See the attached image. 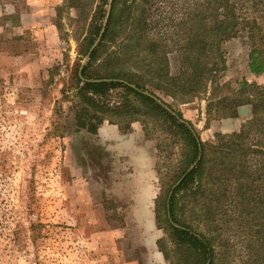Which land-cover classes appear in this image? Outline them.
<instances>
[{
  "label": "rangeland",
  "instance_id": "1",
  "mask_svg": "<svg viewBox=\"0 0 264 264\" xmlns=\"http://www.w3.org/2000/svg\"><path fill=\"white\" fill-rule=\"evenodd\" d=\"M39 1L35 12L31 4L0 0V264H167L156 241L166 238L158 228L164 225L160 206L164 172L181 164L179 145L154 130L162 145L167 144L158 175L156 142L145 136V128H157L159 123L151 116L110 118L122 126L129 121L130 130L135 125L137 144H143V137L152 144L154 168L148 179H141L143 172L135 178L154 183L155 198L146 206L145 200L135 205L129 198L140 194L142 183L137 180L134 189L131 180H124L132 174L125 168L121 172L123 160L114 156V150L76 125L77 46L99 0ZM129 3L135 16V0ZM136 4L139 10L146 9L149 37L166 45L174 75L180 70L178 48L186 40V29L201 22L214 24L218 12L217 1L211 6L205 0H136ZM246 6L264 34V0L257 4L251 0ZM252 45L262 49L264 58V38L251 42L241 31L221 43L226 67L219 74L222 86L216 96L229 93L241 79L264 85V72L252 74L248 69ZM123 56L126 70L135 72V49ZM156 93L184 118L193 117L185 119L204 141H213L218 129H239L247 119L238 126L243 113L219 117L212 105L207 112L210 90L185 96ZM121 99V89H116L108 101Z\"/></svg>",
  "mask_w": 264,
  "mask_h": 264
},
{
  "label": "trees",
  "instance_id": "2",
  "mask_svg": "<svg viewBox=\"0 0 264 264\" xmlns=\"http://www.w3.org/2000/svg\"><path fill=\"white\" fill-rule=\"evenodd\" d=\"M215 1L218 12L214 24L201 22L186 29V40L178 48L180 70L174 75L170 73L166 45L149 37L146 9L139 10L136 0L135 16L127 0L112 1L100 40L82 65L102 28L107 0H99L77 46L73 69L76 125L95 134L104 120L115 124L110 119L113 117L151 116L159 125L145 128V136L156 142L158 175L162 174L160 164L167 158V144L163 146L154 132L168 135L170 143L179 145L181 164L164 172L166 187L160 204L164 225L158 228L166 238L156 241L167 264H264V85L241 79L229 93L215 95L222 86L219 74L226 67L221 43L241 31L251 42L262 40L264 34L256 19L246 12V2L251 0L205 3L211 6ZM252 3L257 4V0ZM211 35L214 38L209 41ZM252 46L248 69L261 74L262 49ZM133 49L135 72L126 70L123 56ZM116 89H121V101H108ZM138 89L159 99L157 90L180 96L210 90L207 112L212 105L216 116L237 117L240 106L250 105L251 115L238 130L217 132L213 141H204L179 110L164 102L176 115L171 114ZM116 124L123 132L130 130L129 121L124 126Z\"/></svg>",
  "mask_w": 264,
  "mask_h": 264
},
{
  "label": "crops",
  "instance_id": "3",
  "mask_svg": "<svg viewBox=\"0 0 264 264\" xmlns=\"http://www.w3.org/2000/svg\"><path fill=\"white\" fill-rule=\"evenodd\" d=\"M25 2L26 4H31L33 6V10L36 12V8L39 4H41V1L39 0H19L20 6H22V3ZM21 12V13H20ZM19 12V16L23 20L22 17H24V13L22 11ZM21 20V21H22ZM245 114L241 115V118L238 119V126L240 125V122L245 120L246 118L250 117L251 109L249 108V105H242L238 108V114ZM238 116V115H237ZM185 118L192 120L193 117H189L185 115ZM245 118V119H243ZM225 129L217 130L221 132H232L238 130V127H224ZM135 125H131V130L127 133L122 132L119 127L115 124H111L109 122H103L99 125L97 128L96 133L94 136L96 137V141L101 143L102 145L108 146L107 149L114 150L115 152L114 156L121 158L123 160V168L129 170V172L132 174V178L124 179V180H131L132 187L135 189V182L139 179L135 178V174H139L143 172L144 174L141 179L149 178V173L152 172V169L154 168V155L153 152L150 155L149 153V147L152 146L151 141L143 137V144L139 145L136 143L135 136H138V132L135 131ZM154 148V146H153ZM155 149V148H154ZM155 151V150H154ZM147 173V175H146ZM136 179V180H135ZM142 183L141 181H139ZM140 194L135 195V192L133 195H131V198H128L130 200H133L135 202V205H138V203H141V200H145L143 204H148V200H151L152 198H155V185L152 183L151 185L145 181V183H142V187L139 188ZM144 204V205H145ZM150 204V203H149ZM146 206V205H145ZM141 207V204H140Z\"/></svg>",
  "mask_w": 264,
  "mask_h": 264
},
{
  "label": "water",
  "instance_id": "4",
  "mask_svg": "<svg viewBox=\"0 0 264 264\" xmlns=\"http://www.w3.org/2000/svg\"><path fill=\"white\" fill-rule=\"evenodd\" d=\"M112 1H113V0H107L106 10H105V16H104V19H103V22H102V28H101V30H100V32H99V35L97 36V38L95 39V41H94L93 44L91 45L90 49L88 50L86 56L84 57V59H83V61H82V65H84V64L87 62V60L89 59V55H90L91 51L95 48V46L97 45V43H98L99 40H100L101 34H102L103 30H104V26H105V24H106V22H107V19H108V16H109L110 10H111ZM82 65H81V67H82ZM79 75H80V70H79ZM80 76H81V75H80ZM123 82H124L125 84H128L129 86H132L133 88H135L134 85H132V84L126 82V81H123ZM138 91L142 92L143 94H146V95L150 96V97L153 98L157 103H159L163 108H165L168 112H170V113L173 114V115H176L175 112H174V111H173V110H172L167 104H165L161 99H159L157 96H155V95H153V94H151V93H149V92L142 91V90H140V89H138ZM179 120L183 122V119H179ZM186 124L189 126V128H191V126H190L188 123H186ZM191 129H192V128H191ZM192 131H193V129H192ZM193 132H194V131H193ZM196 162H197V160L194 161V162L189 166V168H188L187 171H189L190 169H192V168L194 167V165L196 164ZM187 171H186V172H187ZM183 176H184V174H183V175H182V176L176 181V183L173 185L172 189L178 185V183L181 181V179L183 178ZM174 225L177 226V224H174ZM206 264H208V262H207Z\"/></svg>",
  "mask_w": 264,
  "mask_h": 264
},
{
  "label": "flooded vegetation",
  "instance_id": "5",
  "mask_svg": "<svg viewBox=\"0 0 264 264\" xmlns=\"http://www.w3.org/2000/svg\"><path fill=\"white\" fill-rule=\"evenodd\" d=\"M251 73V72H250ZM253 74V73H252ZM102 124V123H101ZM118 126V125H117ZM123 132V131H122ZM127 132H129V131H127ZM127 132H124V133H127Z\"/></svg>",
  "mask_w": 264,
  "mask_h": 264
}]
</instances>
